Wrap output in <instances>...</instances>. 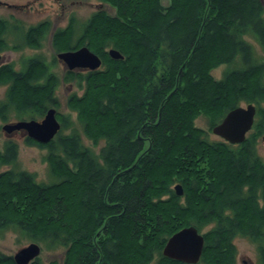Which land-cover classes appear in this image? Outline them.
<instances>
[{
  "label": "trees",
  "instance_id": "trees-1",
  "mask_svg": "<svg viewBox=\"0 0 264 264\" xmlns=\"http://www.w3.org/2000/svg\"><path fill=\"white\" fill-rule=\"evenodd\" d=\"M99 1L114 13L99 9L79 25L71 16L52 36L55 54L85 46L102 64L66 71L63 80L81 92L68 96L67 115L57 112L59 132L45 145L24 140L46 150L50 183L17 167V143L0 147V167H8L0 173V233L14 229L42 250H63L61 263L47 264H185L162 251L193 226L204 236L197 264H236V237L255 244L264 264V59L246 40L264 51V0ZM49 25L24 32L0 18V52L40 47ZM10 27L20 32L11 46ZM55 54L51 62L27 58L19 70L0 66L2 123L58 109ZM242 103L256 114L240 144L210 141L194 124L203 116L211 131ZM81 134L93 147L104 143L98 153ZM0 264L15 263L0 253ZM29 264L42 263L38 256Z\"/></svg>",
  "mask_w": 264,
  "mask_h": 264
},
{
  "label": "rangeland",
  "instance_id": "rangeland-1",
  "mask_svg": "<svg viewBox=\"0 0 264 264\" xmlns=\"http://www.w3.org/2000/svg\"><path fill=\"white\" fill-rule=\"evenodd\" d=\"M164 4H166V1H164ZM99 9L105 10L109 14L114 13L113 9L99 0H0V18L6 19L12 26L17 25L20 27L21 31L26 32L28 28L37 26L42 22H49L50 24L48 31L40 40V47L36 48L33 46H26L16 51H1L0 56L2 61L0 62V66L12 64L15 70H19L23 60L34 56H41L47 62H51L55 54V50L52 45V36L55 30L66 27L71 16L76 18L77 24L79 25L83 23L93 12ZM19 34L20 32L13 33L11 27L9 28L6 40L10 46L17 41L16 39ZM246 40L252 44L256 60L264 59V51L260 48V46L254 42L251 37H247ZM58 53L60 52L55 54L56 62L53 68L58 76V85L54 93V96L59 104L58 109L54 108L56 110V117L57 112L62 115H67L69 112L66 107L68 96L74 92L79 95L81 92L77 89L74 83L65 82L63 80V74L68 70L66 66L57 59ZM226 68V65H221L214 69L211 72V75L215 79H220ZM5 88L6 85L0 86V100H2L4 97ZM240 106L245 107L246 105L242 103ZM43 117L40 120H42ZM74 117L75 115L71 113V119H74ZM17 121L21 120H16L14 117H12L5 123L0 121V147L6 140H12L17 143V167L20 170L34 173L38 183H50L51 178L48 174L47 165L43 159L46 154V150L36 146L26 145L24 143L26 138V133L24 131H14L11 134H7L2 130L3 125L15 123ZM194 124L196 127L207 131L208 140L223 141L228 143L219 136L213 134L212 130L208 131V121L205 117L199 116L194 121ZM81 139L83 140L84 144L90 147L95 153H98L100 147H102L104 144L101 141L96 147H93L91 142L88 141L82 134ZM262 139L263 138L259 139L257 149L259 156L264 161V143ZM6 169H8L6 166L0 167V173ZM29 243L30 242L28 240H26L14 229L0 233V253L6 256H13L18 252L19 249L27 246ZM234 244L237 249L236 264H257V251L255 244L243 237H236L234 239ZM39 258L42 264H47L50 261L61 263L63 258V250L56 249L54 251H46L41 249Z\"/></svg>",
  "mask_w": 264,
  "mask_h": 264
},
{
  "label": "water",
  "instance_id": "water-1",
  "mask_svg": "<svg viewBox=\"0 0 264 264\" xmlns=\"http://www.w3.org/2000/svg\"><path fill=\"white\" fill-rule=\"evenodd\" d=\"M108 55L113 60L123 59V56L116 50L110 49ZM57 59L62 62L68 71L88 70L95 71L101 67V59L83 46L76 50H68L57 54ZM0 56V62H1ZM256 108L252 104L245 107H237L230 110L221 122L212 128V133L219 136L230 144L242 143L246 134L251 130L255 120ZM60 122L56 117V110L49 108L42 120L37 121L21 120L2 126L7 134L14 131H24L28 138L40 145L49 143L59 132ZM264 143V137H263ZM177 196L183 195V188L180 184L174 186ZM204 236L193 227H185L170 236L163 248L162 254L178 262L185 264H197L203 252ZM41 248L38 244L31 242L22 247L12 256L15 264H29L39 256Z\"/></svg>",
  "mask_w": 264,
  "mask_h": 264
},
{
  "label": "flooded vegetation",
  "instance_id": "flooded-vegetation-1",
  "mask_svg": "<svg viewBox=\"0 0 264 264\" xmlns=\"http://www.w3.org/2000/svg\"><path fill=\"white\" fill-rule=\"evenodd\" d=\"M37 121H40V120H37ZM26 138L29 139V140H31V141H33L32 139L28 138L27 134H26ZM26 138H25V139H26ZM34 142H35V141H34ZM35 143H36V142H35ZM37 144H38V143H37ZM11 258H12V256H11Z\"/></svg>",
  "mask_w": 264,
  "mask_h": 264
}]
</instances>
